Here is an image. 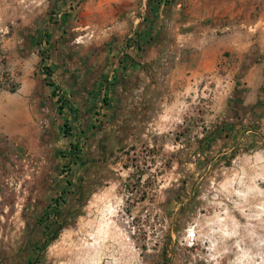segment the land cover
I'll return each instance as SVG.
<instances>
[{"label": "rangeland", "instance_id": "374dc122", "mask_svg": "<svg viewBox=\"0 0 264 264\" xmlns=\"http://www.w3.org/2000/svg\"><path fill=\"white\" fill-rule=\"evenodd\" d=\"M7 1L0 92L28 106L20 146L1 147L0 264H264V104L254 93L236 92L239 101L210 119L215 82L177 94L155 65L146 106L129 109L117 93L100 112L111 54L127 56L120 34L143 0L122 13L82 12L68 0L62 25L54 0ZM244 1L228 39L255 41L264 63V0ZM185 15L162 10L149 53L173 55Z\"/></svg>", "mask_w": 264, "mask_h": 264}, {"label": "crops", "instance_id": "0c3cea01", "mask_svg": "<svg viewBox=\"0 0 264 264\" xmlns=\"http://www.w3.org/2000/svg\"><path fill=\"white\" fill-rule=\"evenodd\" d=\"M75 1L80 2L77 9H81L82 12L83 10L99 12L107 6L115 13L131 11L134 8L131 4L132 0H107L104 6L101 4L89 6L84 3V0ZM145 1L143 0L139 13L130 17L131 31L126 35L120 34L123 35L121 39L128 47L125 50L128 53L127 56L111 54L114 57L112 70L105 75L108 86L106 84L101 86L108 94L104 97H109L110 100L106 98L107 101H105L104 98V103L102 99L104 105L99 108L100 112L112 110L117 93L119 96L128 94L129 109L136 107L138 99L142 106H146L152 89L150 73L155 65L157 69L166 70L164 88L169 87L177 94L194 93L198 88L206 89L207 85L201 84L203 79H211V82H215L213 102L210 101L211 104L207 110L210 113V119L219 117L228 104L239 101L235 95L241 90L246 89L254 93L257 100L264 104V63L259 56V44H254L255 41L239 40L238 37L228 39L229 35L236 36L232 30L235 26L234 22H237L241 15L239 13L244 8V6L240 7L245 4L244 0H151L150 2L147 0V4ZM67 2L68 0H54L49 7L57 14L60 13L61 25L69 19L66 10L69 7ZM7 5H10L7 0H0V13L5 11ZM49 9H46L44 13ZM163 9H171V11L182 9L186 12L173 32L172 44L176 50L171 57H158L149 53V30L155 23H159L161 18L163 19L161 16ZM34 10H36L35 7ZM150 13L153 15H149ZM40 18L41 16L34 17V28H39L40 24L36 22V19ZM210 18L217 26L211 31L204 27ZM45 20H48L47 16ZM256 21L264 22V14L259 13ZM47 22H44V25ZM119 22L117 21L118 24ZM118 27L121 26L114 25L113 30ZM217 31L226 32L219 34ZM134 45L137 47L135 48ZM215 67L219 69L216 70ZM163 98H165L164 95ZM27 106V99L22 94L0 92V156L4 155V148L1 147H5L6 142H16V146H20L24 137L22 113ZM142 116L143 113H141ZM144 117L147 118V115Z\"/></svg>", "mask_w": 264, "mask_h": 264}, {"label": "trees", "instance_id": "16d2710c", "mask_svg": "<svg viewBox=\"0 0 264 264\" xmlns=\"http://www.w3.org/2000/svg\"><path fill=\"white\" fill-rule=\"evenodd\" d=\"M151 0H148V2H150ZM11 91H13V89L11 90ZM105 101H107V99L105 98Z\"/></svg>", "mask_w": 264, "mask_h": 264}, {"label": "built area", "instance_id": "2783aa9c", "mask_svg": "<svg viewBox=\"0 0 264 264\" xmlns=\"http://www.w3.org/2000/svg\"><path fill=\"white\" fill-rule=\"evenodd\" d=\"M225 83V82H224Z\"/></svg>", "mask_w": 264, "mask_h": 264}]
</instances>
